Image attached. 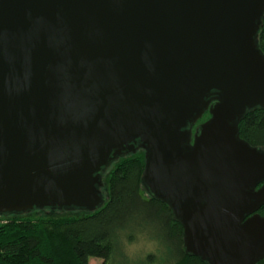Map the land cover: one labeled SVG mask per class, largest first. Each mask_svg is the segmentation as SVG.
Here are the masks:
<instances>
[{"label": "water", "instance_id": "water-1", "mask_svg": "<svg viewBox=\"0 0 264 264\" xmlns=\"http://www.w3.org/2000/svg\"><path fill=\"white\" fill-rule=\"evenodd\" d=\"M263 18L264 0H0V215L95 211L144 149L188 255L264 260V151L239 131L264 109Z\"/></svg>", "mask_w": 264, "mask_h": 264}, {"label": "trees", "instance_id": "trees-1", "mask_svg": "<svg viewBox=\"0 0 264 264\" xmlns=\"http://www.w3.org/2000/svg\"><path fill=\"white\" fill-rule=\"evenodd\" d=\"M258 43L264 54V18ZM209 118L207 112L198 124ZM239 131L243 140L264 151V109L248 111ZM145 168L144 149L114 161L102 174L104 203L92 212L44 209L59 213L35 215L37 209L0 215V264H90L92 259L107 264L119 248L125 249L123 242L127 245L145 237L142 233L149 224L160 232L156 241L170 256L163 259L157 249L139 264H210L186 253L183 227L170 207L150 194L143 181ZM258 213L264 216V205Z\"/></svg>", "mask_w": 264, "mask_h": 264}, {"label": "rangeland", "instance_id": "rangeland-1", "mask_svg": "<svg viewBox=\"0 0 264 264\" xmlns=\"http://www.w3.org/2000/svg\"><path fill=\"white\" fill-rule=\"evenodd\" d=\"M51 213L57 214L59 213V211L39 210L34 212L35 215H48ZM62 213L63 212H60V214ZM155 227L156 226L152 224L146 225V231L142 233V235H145V237L140 236L136 241L134 240V242H132L131 244L127 242V245L125 244V242H123V248L125 249L119 248L111 259V261H109L107 264H139V262H143L141 260L143 258L145 259L147 255L151 253H158V250L162 258L167 259L168 255L170 256V253L165 247L159 245L158 241H156L158 240L157 238L160 232H158ZM90 264H104V260L92 259L90 261Z\"/></svg>", "mask_w": 264, "mask_h": 264}, {"label": "flooded vegetation", "instance_id": "flooded-vegetation-1", "mask_svg": "<svg viewBox=\"0 0 264 264\" xmlns=\"http://www.w3.org/2000/svg\"><path fill=\"white\" fill-rule=\"evenodd\" d=\"M199 123V122H198ZM196 124L194 127H193V137H194V135L196 134V132H197V130H198V128L200 127V125L202 124ZM204 123V122H203ZM193 142V141H192Z\"/></svg>", "mask_w": 264, "mask_h": 264}]
</instances>
